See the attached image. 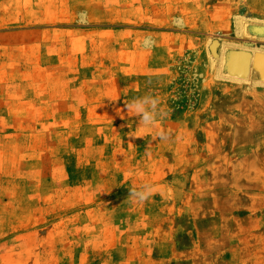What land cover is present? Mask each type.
<instances>
[{"label":"rangeland","instance_id":"rangeland-1","mask_svg":"<svg viewBox=\"0 0 264 264\" xmlns=\"http://www.w3.org/2000/svg\"><path fill=\"white\" fill-rule=\"evenodd\" d=\"M258 54L264 0H0V264H264Z\"/></svg>","mask_w":264,"mask_h":264},{"label":"clouds","instance_id":"clouds-1","mask_svg":"<svg viewBox=\"0 0 264 264\" xmlns=\"http://www.w3.org/2000/svg\"><path fill=\"white\" fill-rule=\"evenodd\" d=\"M160 101L158 97L146 95L144 97L134 100L126 107L133 111L140 117V123L144 126H154L157 117H163L168 113L158 109ZM161 138H164L163 134H160ZM153 194V188L150 185H144L141 190L131 189L129 196L139 203L147 201Z\"/></svg>","mask_w":264,"mask_h":264},{"label":"water","instance_id":"water-1","mask_svg":"<svg viewBox=\"0 0 264 264\" xmlns=\"http://www.w3.org/2000/svg\"><path fill=\"white\" fill-rule=\"evenodd\" d=\"M212 49H214V47H212ZM236 57H244V58H247L249 57V53H246V52H240V53H237L236 54ZM257 58L260 59H264V55H260L258 54L257 55ZM247 62L248 61H245V64H242V65H237L236 68L239 69V70H247Z\"/></svg>","mask_w":264,"mask_h":264},{"label":"bare ground","instance_id":"bare-ground-1","mask_svg":"<svg viewBox=\"0 0 264 264\" xmlns=\"http://www.w3.org/2000/svg\"><path fill=\"white\" fill-rule=\"evenodd\" d=\"M256 63V62H255Z\"/></svg>","mask_w":264,"mask_h":264}]
</instances>
